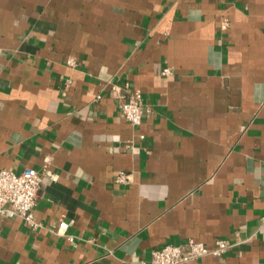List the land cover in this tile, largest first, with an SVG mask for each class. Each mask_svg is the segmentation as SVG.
Returning <instances> with one entry per match:
<instances>
[{"label":"crops","instance_id":"0c3cea01","mask_svg":"<svg viewBox=\"0 0 264 264\" xmlns=\"http://www.w3.org/2000/svg\"><path fill=\"white\" fill-rule=\"evenodd\" d=\"M26 167L40 226L0 214V264L189 238L230 246L186 264H264V0H0V169Z\"/></svg>","mask_w":264,"mask_h":264},{"label":"built area","instance_id":"2783aa9c","mask_svg":"<svg viewBox=\"0 0 264 264\" xmlns=\"http://www.w3.org/2000/svg\"><path fill=\"white\" fill-rule=\"evenodd\" d=\"M226 24L227 21L224 20L222 27ZM168 71V68H163V73ZM119 108L132 125H139L142 122L144 111L142 95L139 91L129 90ZM117 180L124 182L125 176L121 174ZM41 184L42 172L32 167H26L18 172L0 169V214L18 216L32 228L40 226V222L33 214V208ZM68 224L64 219H60L57 231L64 233ZM229 246L223 239H217L215 247L210 248L201 241L189 238L181 244H166L152 249L150 258L145 264H186L204 255L222 254Z\"/></svg>","mask_w":264,"mask_h":264}]
</instances>
